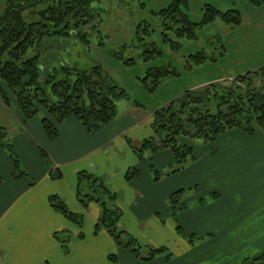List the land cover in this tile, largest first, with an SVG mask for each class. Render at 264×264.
Instances as JSON below:
<instances>
[{"label": "rangeland", "instance_id": "rangeland-1", "mask_svg": "<svg viewBox=\"0 0 264 264\" xmlns=\"http://www.w3.org/2000/svg\"><path fill=\"white\" fill-rule=\"evenodd\" d=\"M170 1L93 0L91 21L85 25L81 24L80 27L65 29L63 35L58 38H50L42 53L46 60L43 63L52 60L51 64L55 67L64 64L86 70L99 66L108 80L125 92L126 96L117 100V114L134 113L139 120L140 118H143V121L147 120L146 123H149L157 109L171 102L174 103L175 108H179V99L186 90L200 89L214 82L234 88L238 75L254 70H257V75H252V83L256 88L264 90V77H262L264 69L258 70L264 66V3L257 4L252 0H187L184 11L193 23H198L194 26V36L178 38L169 31L168 38L164 39L157 12L166 8ZM6 3L5 0H0V15L4 14ZM211 6L222 13L229 11L234 14V11H237L239 22L224 21L219 14H216L214 19L204 22L205 16L211 13L209 10ZM44 7V4L28 7L25 11L26 20H37L39 17L36 14L37 10ZM139 24L140 32H143L142 28L149 31L148 34L142 35V39L136 32ZM80 35H83L87 42H83ZM196 55L200 56L197 58ZM157 69H168L173 73L154 84L152 80ZM146 76L149 77L144 81L143 78ZM0 88L9 99L6 106L0 95V125L7 132L5 140L13 146L14 152L19 154L21 140L18 136L24 132L21 127L24 119L8 87L0 82ZM40 112V115H47L42 109ZM24 126L32 131V134L34 133L30 122ZM149 135L144 138H150L153 133L150 137ZM36 138L38 139L37 136ZM214 140L205 142L187 136L178 137V143L192 145L198 154L206 146L215 147L217 143H211ZM141 142L135 138L131 143L129 140L128 145H131L132 154L139 164L137 168L130 166L129 169H141L143 174V172L148 173L151 167L150 174L153 177L156 170L161 173L169 172L171 166L175 164L172 151L146 149L140 152ZM112 149L114 146H108L106 150ZM159 156L163 158V162L156 163ZM119 158L129 159L127 153H122ZM44 161L49 162V158L44 156ZM191 162L192 160L186 164ZM153 164L166 165L158 168L152 166ZM249 170L252 176L250 186L253 191L250 194L253 196V203L264 205V162L260 161V164L253 165ZM136 176L137 174L131 178ZM30 180L31 178L27 176V181ZM107 182L111 184L109 179ZM108 189L117 195L108 206L119 210L116 232H122L120 236L122 243L117 244L108 231L100 227V230L107 232L115 246V250L109 252L107 256L110 264H127L123 258L124 253L134 257L133 260L138 259L131 262L127 260L128 264H147L145 260L134 255L133 248H136L141 256L148 254L150 249L165 248L164 252L157 254L158 258H163L164 263L154 264H264V215H260L259 212L246 217L245 225L242 223V218L232 223V220L237 221L238 216L225 219L227 224L237 226L236 236L242 237L240 234L242 229L250 230V233L245 239L234 238L237 241L234 247L214 248L215 244L210 243L212 238L203 237L190 230L191 228L179 217L178 210L171 216L162 212L143 220L150 228L151 220H160L165 228L170 222L172 227L162 229V232L146 226L140 227L138 232L128 230L120 223L124 218L122 208L118 205V200L124 201L122 192L120 194L110 187ZM184 189L186 191L175 197L177 205L184 194L189 196L198 193L195 187L190 190ZM169 204H173L171 200ZM189 205L191 208L193 201L189 202ZM82 218L81 214V223ZM99 234L97 237H101ZM69 235L71 234L66 232L58 236L65 247L70 240ZM129 239H133L134 243L127 244ZM184 245L188 246V251L184 249ZM166 254H170L169 257H166ZM256 256L261 257L255 260Z\"/></svg>", "mask_w": 264, "mask_h": 264}, {"label": "crops", "instance_id": "crops-1", "mask_svg": "<svg viewBox=\"0 0 264 264\" xmlns=\"http://www.w3.org/2000/svg\"><path fill=\"white\" fill-rule=\"evenodd\" d=\"M152 119L153 115L146 123L134 113L117 114L110 124L90 133L77 119L69 118L59 125V135L53 140L46 136L39 118L22 121L24 132L18 136L21 141L16 154L24 175H16L8 148L0 147V264H110L107 256L115 246L105 230L96 229L101 206L95 201L84 206L78 199L81 172L97 177L116 193L122 192L124 201L118 200V205L124 218L120 223L132 232L144 226L150 228L143 221L148 216L162 212L171 216L178 210L190 230L212 238L214 248L234 247L235 239H245L250 230H239L242 237L236 236L237 226L227 224L225 219L238 216L232 223L242 218L245 225V218L254 212L264 215V205L253 203L249 170L264 162V131L227 130L211 142L217 143L215 147L206 146L199 154L194 149L196 158L175 173H163L156 180L149 167L148 173L137 169V176L127 179L129 167L139 166L129 140L141 142L147 139L144 136L152 135ZM27 122L35 135L24 126ZM108 146L114 149L106 150ZM42 152L49 162L44 161ZM122 153H127L129 159L119 158ZM157 159L156 163L163 162L161 156ZM192 187L198 193L184 194L178 205L169 204L173 193ZM52 196L69 211L82 214L81 225L53 207ZM167 225L172 227L170 222ZM150 226L157 232L168 228L160 220H151ZM66 232L71 235L65 247L58 236ZM184 249L189 248L184 245ZM123 258L127 264V260L138 261L126 253ZM145 263L164 260L156 254Z\"/></svg>", "mask_w": 264, "mask_h": 264}, {"label": "trees", "instance_id": "trees-1", "mask_svg": "<svg viewBox=\"0 0 264 264\" xmlns=\"http://www.w3.org/2000/svg\"><path fill=\"white\" fill-rule=\"evenodd\" d=\"M92 1L5 0L7 6L4 14L0 15V82H3L14 96L23 119L39 118L50 140L58 137L59 125L69 118L77 119L86 131L95 133L114 120L117 116L116 102L126 96L124 91L108 80L99 66L86 70L64 64L55 67L51 64L52 60L43 63L45 59L42 53L50 38H58L63 35L65 29L80 27L81 24L85 25L91 21ZM252 1L257 4L264 3V0ZM38 4L45 5L44 9L37 10L38 19L27 21L25 11L28 7ZM186 6L187 0H171L166 8L157 12L164 39L168 38L169 31L178 38L194 36V26L198 23L189 19L184 11ZM209 10L211 13L205 16L204 22L214 19L216 14L224 21L239 22L237 11H234V14L229 11L222 13L212 6ZM139 28L140 24L136 32L142 39V35L148 34L149 31L142 28L143 32H140ZM80 38L87 42L83 35H80ZM196 56L198 58L200 55ZM262 69L264 66L258 70ZM170 73L173 72L168 69H157L153 83L157 84ZM252 75H257V70L238 75L234 88L214 82L200 89L186 90L179 99V108H175L171 102L157 109L151 122L153 136L142 141L139 151L170 149L175 164L165 174H171L196 158L194 147L178 143L179 136L208 142L230 129H241L249 133L256 129L264 131V90L253 85ZM148 77L143 80L146 81ZM0 91L2 101L7 106L9 99L1 88ZM39 108L47 115H40ZM6 136L5 128L0 125V147L8 148L15 173L19 177L24 174L19 169L13 146L5 140ZM42 155L45 156V153L42 152ZM137 173L138 170L133 168L127 172L126 178L130 179ZM161 174L163 173L156 170L154 179H159ZM182 192L184 190L172 194L173 204L177 201L175 197L180 196ZM176 193L180 194L175 195ZM77 194L84 206L89 201L100 204L101 212L96 229L105 228L115 242L121 244L122 232H116L119 210L108 206L109 202L116 199V195L97 177L86 172H81L78 176ZM50 203L68 219L81 223V215L70 212L56 197L52 196ZM128 243L133 244L134 240L129 239ZM165 250L150 249L148 254L141 256L138 250L133 248L134 255L142 260H150ZM169 255L166 254V257ZM260 257L256 256L254 259Z\"/></svg>", "mask_w": 264, "mask_h": 264}]
</instances>
